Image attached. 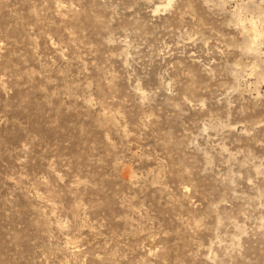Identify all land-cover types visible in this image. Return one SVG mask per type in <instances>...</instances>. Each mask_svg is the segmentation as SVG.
I'll list each match as a JSON object with an SVG mask.
<instances>
[{
	"label": "rangeland",
	"instance_id": "rangeland-1",
	"mask_svg": "<svg viewBox=\"0 0 264 264\" xmlns=\"http://www.w3.org/2000/svg\"><path fill=\"white\" fill-rule=\"evenodd\" d=\"M0 264H264V0H0Z\"/></svg>",
	"mask_w": 264,
	"mask_h": 264
}]
</instances>
